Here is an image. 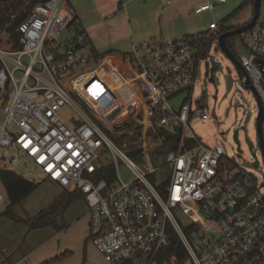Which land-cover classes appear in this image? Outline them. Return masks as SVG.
Listing matches in <instances>:
<instances>
[{
	"label": "built area",
	"instance_id": "1",
	"mask_svg": "<svg viewBox=\"0 0 264 264\" xmlns=\"http://www.w3.org/2000/svg\"><path fill=\"white\" fill-rule=\"evenodd\" d=\"M214 7L209 1L195 12ZM220 32L212 21L201 43L154 36L129 52L101 55L84 50L88 35L67 0H0V167L78 191L90 238L109 264H264V180L190 127L194 118L209 119L206 100L193 94L204 46ZM241 36L248 51L238 57L264 104V17ZM106 75L141 87L134 116L110 120L92 109L101 106L84 95L95 89L111 88L118 97ZM181 92L187 96L176 108L171 99ZM66 105L72 120L63 114ZM153 122L180 139L166 157L163 192L149 177L162 167L138 166L111 137L125 128L149 131ZM105 151L124 160L134 178L124 181L117 170L112 181L102 176ZM7 198L0 181V209ZM172 234L182 256L170 251Z\"/></svg>",
	"mask_w": 264,
	"mask_h": 264
},
{
	"label": "rangeland",
	"instance_id": "2",
	"mask_svg": "<svg viewBox=\"0 0 264 264\" xmlns=\"http://www.w3.org/2000/svg\"><path fill=\"white\" fill-rule=\"evenodd\" d=\"M208 1L214 2V0H176L170 6L164 0L163 2L160 0V4H158L159 0H157L147 7L142 6L139 18L135 23L146 33L149 29L152 33L146 35L145 39L141 41L148 40L153 36L176 38L185 36V34H193L206 30L211 20L222 22L226 17H229L226 24L231 25L235 23V20L241 19L238 17L243 15L242 12L248 6L247 0H226L225 3L218 4L214 10L198 15L192 14V8ZM163 8L165 10H162ZM260 16L264 17V0H262ZM231 40L232 49L237 55L248 51L242 41L241 34L233 35ZM1 45L10 47L4 42ZM210 52L221 61V65L215 71V75L220 78V83L217 85L218 99L216 101L214 98L216 85L207 76L208 61L203 57L198 65L193 99L204 98L206 100L204 108L209 114V119L194 118L190 121V127L205 144H222L225 151L234 157L239 166L252 171L259 180H264V159L256 128L258 112L256 96L252 90L242 84L235 66L218 48L217 41L212 44ZM106 77L110 81L113 80L111 76L106 75ZM121 85L123 87L127 83L123 82ZM103 88L100 87L94 92L101 91ZM186 96V92H181L171 99V102L178 108ZM79 104L84 107L81 102ZM124 111L126 110L120 111L121 115L125 113ZM72 113L74 112L69 105L63 108L66 118H71ZM241 125L247 126V134L254 143L250 148L246 141L245 131L240 130L239 138L243 152L238 150V143L234 138V130ZM128 131H132L131 128H125L122 133L114 131L111 137L126 151L145 145L144 150L136 155H129V157L138 166L150 171L153 167L161 166L162 168L152 171L149 177L156 183L167 180L169 177L166 165L168 153L158 149L162 143V137H154L155 132L148 131V128L143 126L139 130L141 134L134 140H130V136L124 137ZM134 133L136 131L129 132L127 135L132 136ZM253 151L256 152L261 162L257 168L252 164L255 160ZM102 161L108 162L107 164L114 163L115 170L122 180L130 181L134 178L132 168L124 160L115 159L105 151ZM35 170L38 172L37 168ZM27 177L40 184L20 201L19 206L13 207L15 216L2 213L9 207L8 198L0 209V258L3 257L6 264L15 263L18 260H21V264H42L45 260L50 259H55L53 264H109L90 238V214L87 213V205L81 198L74 200L68 207L64 214L63 228L53 224L34 229L29 227L27 220H30L31 223L33 216L49 206L51 192L49 186L44 184V179L38 175L32 174ZM2 190L5 191L3 185ZM179 215L183 217V215Z\"/></svg>",
	"mask_w": 264,
	"mask_h": 264
},
{
	"label": "crops",
	"instance_id": "3",
	"mask_svg": "<svg viewBox=\"0 0 264 264\" xmlns=\"http://www.w3.org/2000/svg\"><path fill=\"white\" fill-rule=\"evenodd\" d=\"M156 1L157 0H67V3L71 8V10L73 11L76 20L80 22L84 31L88 35V42L86 43L84 50L85 51L95 50L97 53L101 55H113L116 53L131 51L133 43L142 42L141 40L145 39L146 35H150V33H152L150 29L146 33V31L143 28H139L137 26L135 21L139 18L140 9L142 6L147 7L149 6V4H154ZM164 1L166 2L167 5L171 6L172 3H174V1L176 0H171V1L164 0ZM253 1L246 2L248 6L246 10L242 12L243 15L245 16L242 15L243 17L242 16L238 17L241 19L235 20V23L231 25H240L251 19L254 11ZM225 2H218L217 0L216 1L214 0L215 7L213 9L206 10L201 13L195 12L196 7L204 3H207V2H202L200 4H197L194 8H192L193 11L192 14L198 15L207 11L214 10L218 4H223ZM158 4H160V0ZM162 10H165V8H163ZM168 10H172V9H168ZM212 21H216V20H211L206 30L199 32L197 31L196 33L193 34H185V36L188 35L194 37L199 33H204L208 31L210 27V23ZM218 23L220 25L222 24L221 21ZM127 49L129 50L127 51ZM117 67H119V69L122 72L128 70V66L126 64L124 65L121 64ZM129 86L132 90H134L133 92L136 95L134 97V100L136 101L134 103H131V106H128L126 112L123 113L121 116L122 119L134 115L137 112V110H139L140 107V100L142 97L141 87L137 83H132ZM72 118H73V113H72V117L69 118V120H72ZM44 184H47L50 188L51 194L49 197V204H48L50 206L52 202L62 194L64 188L60 187L58 184L48 179H44ZM73 201L68 205V207L73 203ZM87 213H88V208H87ZM4 260L5 259L1 257L0 264L3 263L6 264L7 262ZM17 262L21 264V260H18L15 263H8V264H16Z\"/></svg>",
	"mask_w": 264,
	"mask_h": 264
},
{
	"label": "trees",
	"instance_id": "4",
	"mask_svg": "<svg viewBox=\"0 0 264 264\" xmlns=\"http://www.w3.org/2000/svg\"><path fill=\"white\" fill-rule=\"evenodd\" d=\"M247 1L251 2L253 0H247ZM228 19L229 17L222 20L221 31L232 29L237 26V25H227L226 22ZM206 33L207 31L195 35L194 37H198L195 41L201 43L202 38L200 37L202 34H206ZM231 37L232 36L228 38V43L232 47ZM206 56H207V48H205L204 46L202 57H206ZM111 82H113L112 84L115 87L116 91L119 92L117 98L113 96L114 93H112L111 88L109 89L103 88V90L101 91H95L91 97L89 96L90 93L89 92L88 94H85L84 97L88 98L89 100L94 99V101L92 102L97 103L101 106V108L92 106V109L95 110L96 113H100V112L103 114L107 113L108 114L107 116H109L110 120H114L116 117L122 116L120 112L121 110L124 109L127 110L128 106H131V103H134L136 101L134 100V97L136 95L133 92L134 90H132L130 86H128V84L122 87L121 85L122 83L115 82L114 79ZM140 128L141 127H138V130H136V133H134L132 136L125 134L124 137L128 138V136H130L131 137L130 140L131 139L134 140L135 137L141 134L139 131ZM263 129H264V124H263ZM150 130L152 132L153 131L155 132V135L151 133L154 137L157 136L162 137V143L158 148L161 152L168 153L171 149H175L178 147V144L180 142L179 136L178 135L170 136L172 131L168 127L158 126L157 124H155V122H153V125L149 128V131ZM190 143L191 142L188 141L187 144ZM102 172H103L102 176H105L110 181H112L115 178V172H116L114 164L105 165L103 167ZM168 179L160 183H156L154 181L153 182L157 186V188L163 192ZM0 181L5 189V192L7 193L8 201H9L8 209L4 210L2 213H6V214L8 213L12 216H15L13 207L19 206L20 201L24 199L28 194H30L33 190H35L40 184L36 181L28 179L27 177L18 173L15 170L3 168V167H0ZM80 197L81 194L78 191L64 189L62 194L58 196L49 207L40 210L39 213H37V215L33 216L34 218L31 221V223L30 220L26 219L29 227L31 229H34V228L45 227L53 224L57 227L63 228L64 214L68 205L74 199ZM182 246L183 245L180 242L179 238L175 234H172L170 251L179 250V255L182 256L184 253V248ZM54 262L55 259H50V260H45L42 264H53Z\"/></svg>",
	"mask_w": 264,
	"mask_h": 264
},
{
	"label": "water",
	"instance_id": "5",
	"mask_svg": "<svg viewBox=\"0 0 264 264\" xmlns=\"http://www.w3.org/2000/svg\"><path fill=\"white\" fill-rule=\"evenodd\" d=\"M261 4H262V0H254L253 1L254 11H253V15L249 21H247L243 24L237 25L235 28L221 31L216 37H211L208 40L207 57H208L209 74H210L209 80L216 85V92L214 94V98H217V93H218L217 85L220 83V78L215 75V71L221 65V61L216 59V57L214 55H212L210 52L211 46L215 41H217V43H218V48L226 55V57L235 66L242 84L246 88H250L253 91V93L255 94L257 102L259 104V111H258V115H257V119H256V128H257V133H258L259 145H260V147L262 149V153L264 155V129H263L264 104H263L256 88L254 87L250 77H249L248 71L246 70V68L242 64L238 55L233 51L232 47L228 43V38L230 36L242 34L244 31L250 29L251 27H253L255 25L256 21L258 20V18L261 15ZM240 130L245 131L246 141L248 142L250 148L253 147L254 143L247 134V126L246 125H241L240 127H237L234 130V138L238 143V150L240 152H243V150L241 148V141L239 138ZM173 134H170V136H173ZM142 150H144V146L134 147V148L127 150V154L128 155H134V154H136ZM253 154H254V157L256 158V160L253 162V165L255 167H257L259 165V160L257 158L255 151H253Z\"/></svg>",
	"mask_w": 264,
	"mask_h": 264
},
{
	"label": "flooded vegetation",
	"instance_id": "6",
	"mask_svg": "<svg viewBox=\"0 0 264 264\" xmlns=\"http://www.w3.org/2000/svg\"><path fill=\"white\" fill-rule=\"evenodd\" d=\"M208 68H209V66H208Z\"/></svg>",
	"mask_w": 264,
	"mask_h": 264
}]
</instances>
